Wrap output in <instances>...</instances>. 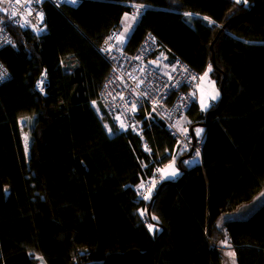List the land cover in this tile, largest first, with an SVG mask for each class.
<instances>
[{
	"label": "trees",
	"instance_id": "obj_1",
	"mask_svg": "<svg viewBox=\"0 0 264 264\" xmlns=\"http://www.w3.org/2000/svg\"><path fill=\"white\" fill-rule=\"evenodd\" d=\"M133 5L144 11L129 52L150 33L169 61L199 77L211 68L219 100L185 116L190 137L205 130L200 165L187 152L176 156L163 124L142 115L145 153L97 101L110 71L97 46ZM44 9L45 36L7 23L11 43L0 50L9 72L0 85V264H223L225 240L235 264H264V204L225 216L264 190V0H81ZM42 71L44 95L35 88ZM173 159L178 175L156 178Z\"/></svg>",
	"mask_w": 264,
	"mask_h": 264
},
{
	"label": "built area",
	"instance_id": "obj_2",
	"mask_svg": "<svg viewBox=\"0 0 264 264\" xmlns=\"http://www.w3.org/2000/svg\"><path fill=\"white\" fill-rule=\"evenodd\" d=\"M80 1L0 0V50L11 43L7 22L38 39L47 34L44 21L47 3L56 9H75ZM143 11L144 7L139 5H133L130 9V13L136 15ZM161 50L158 40L147 33L139 45L129 52L127 38L119 29H111L97 46V51L110 67L98 91L97 101L109 116L115 131L137 137L145 153L150 150L140 121L142 115L163 124L168 135L175 140L176 156L187 152L191 157L189 164L200 165L204 137L198 134L190 137L187 129L181 127L186 113L198 105L199 75L186 63L169 61ZM8 79L9 72L0 62V85ZM45 79V71H42L36 82L42 95L45 94ZM121 124L124 126L121 127ZM162 170L157 168L154 171L156 178L161 175L155 172ZM142 188L146 187L143 185Z\"/></svg>",
	"mask_w": 264,
	"mask_h": 264
},
{
	"label": "rangeland",
	"instance_id": "obj_3",
	"mask_svg": "<svg viewBox=\"0 0 264 264\" xmlns=\"http://www.w3.org/2000/svg\"><path fill=\"white\" fill-rule=\"evenodd\" d=\"M126 16L128 17V19H125ZM139 18L140 16L133 15L130 13H126L123 15L119 23L120 29H121L119 30L121 31V34L123 35V37L127 38L130 35L136 23L138 22ZM186 18H189V17H186ZM195 18H197V16ZM197 94H198V104H199V107L202 109H208L211 103L218 101L220 98V90L218 89L214 81L210 78L209 68H207L199 77ZM96 103H92V107L96 110L97 114L101 115L100 110H99V104L98 103L96 104ZM25 121L26 120L24 118H20L18 120V124L20 128V136L22 138L23 147H24L26 155H28L29 137H28L27 132H25L24 130V127L26 124ZM189 122L190 121L188 117H185L181 121V127L185 126V129L189 128ZM105 128L108 132H110L109 126L107 123L105 124ZM173 162H174V159L171 163L168 164L167 167L168 168L171 167V169H175ZM155 173L161 175L162 172L156 171ZM143 185L146 187V190L150 188L149 181L143 182ZM143 185H141L140 188ZM138 190H139V187H138ZM137 194L141 196L139 192ZM263 204H264V190L259 196L253 199V201H251L249 204L244 205L234 214L229 213L225 216L234 217L233 219L246 217L252 214L253 212H255L257 209H259ZM220 250L223 254V264H235L234 255H233L234 253H233L231 246H229V242L227 240H225L221 244Z\"/></svg>",
	"mask_w": 264,
	"mask_h": 264
},
{
	"label": "crops",
	"instance_id": "obj_4",
	"mask_svg": "<svg viewBox=\"0 0 264 264\" xmlns=\"http://www.w3.org/2000/svg\"><path fill=\"white\" fill-rule=\"evenodd\" d=\"M133 15H136V14H133ZM186 15H189V16H192V14L191 13H186ZM138 16H139V14H138ZM121 30V29H120ZM127 39H128V37H127ZM212 104V103H211ZM210 104V105H211ZM199 105V104H198ZM209 108H210V106H209ZM209 108L208 109H202L201 108V110L203 111V112H207L208 110H209ZM198 130H199V133H198ZM204 128L203 127H201V126H199V127H197L196 129H195V134H198V135H203V137H204ZM168 165H166V167H164L163 168V170H162V173H161V177H163L162 179H172V178H175L177 175H178V171L176 170V168L175 169H171V167L170 168H168L167 167ZM173 170L175 171V175H173L172 173H173ZM168 174H170V175H168ZM160 177V178H161Z\"/></svg>",
	"mask_w": 264,
	"mask_h": 264
},
{
	"label": "snow or ice",
	"instance_id": "obj_5",
	"mask_svg": "<svg viewBox=\"0 0 264 264\" xmlns=\"http://www.w3.org/2000/svg\"><path fill=\"white\" fill-rule=\"evenodd\" d=\"M240 2V0H237V3H239ZM72 3H76V0H72ZM125 19H128V17L126 16L125 17ZM211 70V68H209V71ZM133 110H135V109H133ZM124 125L123 124H121V127H123ZM198 133H199V130H198ZM173 175H175V171L173 170V173H172ZM149 198V196H146L145 197V199H148ZM142 215H143V213H142ZM154 219H155V217H154ZM149 231H152V228H151V226H150V228H149ZM234 255V254H233Z\"/></svg>",
	"mask_w": 264,
	"mask_h": 264
},
{
	"label": "bare ground",
	"instance_id": "obj_6",
	"mask_svg": "<svg viewBox=\"0 0 264 264\" xmlns=\"http://www.w3.org/2000/svg\"><path fill=\"white\" fill-rule=\"evenodd\" d=\"M8 24H11L10 22H7ZM12 25V24H11ZM35 88L37 89V91L39 92V94H42L41 93V89L37 86V84L35 85Z\"/></svg>",
	"mask_w": 264,
	"mask_h": 264
},
{
	"label": "flooded vegetation",
	"instance_id": "obj_7",
	"mask_svg": "<svg viewBox=\"0 0 264 264\" xmlns=\"http://www.w3.org/2000/svg\"><path fill=\"white\" fill-rule=\"evenodd\" d=\"M37 81H38V79H37Z\"/></svg>",
	"mask_w": 264,
	"mask_h": 264
}]
</instances>
